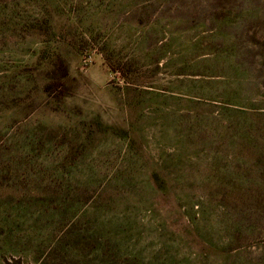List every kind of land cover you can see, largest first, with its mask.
Here are the masks:
<instances>
[{
	"label": "rangeland",
	"instance_id": "obj_1",
	"mask_svg": "<svg viewBox=\"0 0 264 264\" xmlns=\"http://www.w3.org/2000/svg\"><path fill=\"white\" fill-rule=\"evenodd\" d=\"M0 264H264V0H0Z\"/></svg>",
	"mask_w": 264,
	"mask_h": 264
},
{
	"label": "trees",
	"instance_id": "obj_2",
	"mask_svg": "<svg viewBox=\"0 0 264 264\" xmlns=\"http://www.w3.org/2000/svg\"><path fill=\"white\" fill-rule=\"evenodd\" d=\"M63 74H64V76H65V74H66V70L64 71V73H63Z\"/></svg>",
	"mask_w": 264,
	"mask_h": 264
}]
</instances>
